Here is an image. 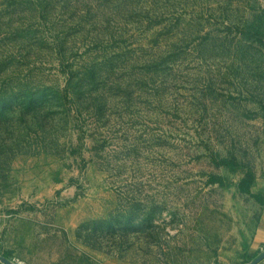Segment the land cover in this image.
Returning a JSON list of instances; mask_svg holds the SVG:
<instances>
[{
    "label": "rangeland",
    "instance_id": "1",
    "mask_svg": "<svg viewBox=\"0 0 264 264\" xmlns=\"http://www.w3.org/2000/svg\"><path fill=\"white\" fill-rule=\"evenodd\" d=\"M260 179L264 0H0L3 257L242 264Z\"/></svg>",
    "mask_w": 264,
    "mask_h": 264
},
{
    "label": "crops",
    "instance_id": "2",
    "mask_svg": "<svg viewBox=\"0 0 264 264\" xmlns=\"http://www.w3.org/2000/svg\"><path fill=\"white\" fill-rule=\"evenodd\" d=\"M260 180L263 184L260 189L264 191V179ZM262 198L264 199V196ZM257 208L258 214L253 219V223L250 224V235L247 236L246 242L242 244L241 256L244 258L242 264L249 262L264 250V205L259 203ZM0 264L2 263L0 262ZM256 264H264V258Z\"/></svg>",
    "mask_w": 264,
    "mask_h": 264
},
{
    "label": "water",
    "instance_id": "3",
    "mask_svg": "<svg viewBox=\"0 0 264 264\" xmlns=\"http://www.w3.org/2000/svg\"><path fill=\"white\" fill-rule=\"evenodd\" d=\"M263 258H264V250L262 252H260V254H258L255 258H253L252 260H250L249 262H247L245 264H256L257 262H259ZM0 262L2 264H14L11 260L3 257L1 254H0Z\"/></svg>",
    "mask_w": 264,
    "mask_h": 264
},
{
    "label": "trees",
    "instance_id": "4",
    "mask_svg": "<svg viewBox=\"0 0 264 264\" xmlns=\"http://www.w3.org/2000/svg\"><path fill=\"white\" fill-rule=\"evenodd\" d=\"M244 182V180H241V184ZM240 190L243 192V193H248L249 192V188H240ZM257 202H259L260 204L264 205V199L262 197H257Z\"/></svg>",
    "mask_w": 264,
    "mask_h": 264
},
{
    "label": "built area",
    "instance_id": "5",
    "mask_svg": "<svg viewBox=\"0 0 264 264\" xmlns=\"http://www.w3.org/2000/svg\"><path fill=\"white\" fill-rule=\"evenodd\" d=\"M14 264H22V262H19V261H17V260H13L12 261Z\"/></svg>",
    "mask_w": 264,
    "mask_h": 264
}]
</instances>
